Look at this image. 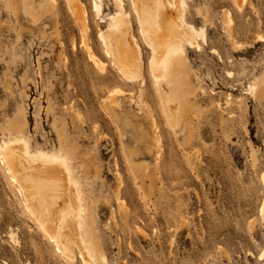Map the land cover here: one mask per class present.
Segmentation results:
<instances>
[{
	"label": "rangeland",
	"instance_id": "obj_1",
	"mask_svg": "<svg viewBox=\"0 0 264 264\" xmlns=\"http://www.w3.org/2000/svg\"><path fill=\"white\" fill-rule=\"evenodd\" d=\"M94 1L84 25L69 0H0V264H88L28 209L1 153L17 134L70 158L102 264H264V0H184L202 34L173 44L175 124L132 0L118 3L143 64L132 81L101 38L120 8Z\"/></svg>",
	"mask_w": 264,
	"mask_h": 264
},
{
	"label": "bare ground",
	"instance_id": "obj_2",
	"mask_svg": "<svg viewBox=\"0 0 264 264\" xmlns=\"http://www.w3.org/2000/svg\"><path fill=\"white\" fill-rule=\"evenodd\" d=\"M69 2L76 15L80 16L86 25V14L80 0ZM99 2L101 3V0L94 1V9L97 15L101 16L102 6ZM115 2L118 4L121 0ZM132 2L134 10L138 13L136 15L141 24L144 40L152 52L149 67L153 79L157 84L163 81L169 87L167 91L160 87L159 91L165 100L170 119L175 124L182 116L178 93L181 89L186 90L187 85L183 80L179 81V78H172L173 59L182 51L173 44L178 36L193 44L195 37L202 33L195 34L193 28L189 29L182 19L181 8L185 5L184 0L172 2L132 0ZM120 4H118L120 9L109 17L110 25L106 32H102L101 40L121 74L126 79L129 78L128 80L130 78L136 80L138 79L136 76L142 77L143 64L139 47L128 30ZM87 52L93 63L102 68L89 48ZM129 68L134 72H128ZM110 104L117 105L114 101ZM8 138L1 145V153L12 176L19 183L28 209L68 257H74L78 252L82 260L88 264H102L106 259L91 240L90 227L86 222L89 205L84 196L80 177L76 175L70 158L61 151L51 154L49 151L33 150L29 140L21 134ZM11 236L13 237L12 234ZM258 259L264 261V248Z\"/></svg>",
	"mask_w": 264,
	"mask_h": 264
}]
</instances>
